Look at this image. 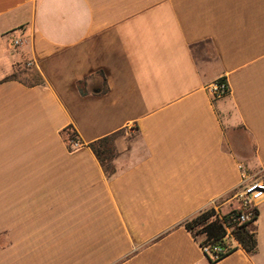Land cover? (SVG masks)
I'll list each match as a JSON object with an SVG mask.
<instances>
[{
  "label": "crops",
  "instance_id": "1",
  "mask_svg": "<svg viewBox=\"0 0 264 264\" xmlns=\"http://www.w3.org/2000/svg\"><path fill=\"white\" fill-rule=\"evenodd\" d=\"M25 63L42 84L1 81ZM119 130L107 177L87 144ZM239 165L264 172V0H0V264H211L182 223L236 206ZM252 225L213 264H264V200Z\"/></svg>",
  "mask_w": 264,
  "mask_h": 264
},
{
  "label": "trees",
  "instance_id": "2",
  "mask_svg": "<svg viewBox=\"0 0 264 264\" xmlns=\"http://www.w3.org/2000/svg\"><path fill=\"white\" fill-rule=\"evenodd\" d=\"M33 70V73L29 74L30 78L28 80L18 78L15 71L12 74L4 77L1 81L18 80L27 86L42 84L43 78L40 72L37 69ZM218 81L226 83L223 77L218 79ZM77 87L81 93H85L82 81L77 83ZM121 135H123V131L119 130L87 144L99 161L107 177H111L115 173L113 160L119 154L116 141ZM63 137L67 142L68 149L72 150L73 148L70 146L69 140L78 138L76 131L71 127H67L63 130ZM79 143L81 142L79 141ZM233 213L235 212L228 211L219 217L212 207H207L192 217L186 219L182 223L185 229L189 231L195 239L198 240V235L204 236V240H198L201 246L204 244L213 243L217 244L221 248V252L216 253L215 257L206 254V257L211 264L225 257L234 250V248L229 247L227 239L224 238L226 235L225 225L231 224V215ZM232 236L245 250V252L249 254L256 252L257 242L255 238V229L252 225V222L242 223L240 225L235 224L234 228L232 229Z\"/></svg>",
  "mask_w": 264,
  "mask_h": 264
},
{
  "label": "built area",
  "instance_id": "3",
  "mask_svg": "<svg viewBox=\"0 0 264 264\" xmlns=\"http://www.w3.org/2000/svg\"><path fill=\"white\" fill-rule=\"evenodd\" d=\"M19 43V40H13V44L15 46H17ZM207 90L209 91L210 95L221 97L227 93V83L219 81L211 83L207 87ZM69 144L72 148H76L81 143H79V139L76 138L74 140H69ZM239 169L241 171V180L231 194V200L236 202V206L230 209V211H234L235 213L231 215V224L225 225V239L232 236V229L234 228L235 224L240 225L242 223L253 222L257 216L258 205L264 200L263 177L261 175H257L253 178H249L241 165H239ZM212 204V207L217 205L216 201H213ZM213 209L219 217L223 215L220 214L214 207ZM202 249L205 254H209L212 257H215L216 253L221 252V248L217 244L213 243L204 244Z\"/></svg>",
  "mask_w": 264,
  "mask_h": 264
},
{
  "label": "rangeland",
  "instance_id": "4",
  "mask_svg": "<svg viewBox=\"0 0 264 264\" xmlns=\"http://www.w3.org/2000/svg\"><path fill=\"white\" fill-rule=\"evenodd\" d=\"M13 38H15V37H13ZM10 40H12V37L10 38ZM195 56H197V58L200 59L202 57V53L196 52V55ZM33 69H35V68L32 67L30 64H26V63L23 64V65L18 66L17 67V71H16L18 78L27 79L28 80L30 78L29 74L33 73V71H34ZM128 138H130V137H127L126 139H128ZM263 173L264 172H260V173H258V175L259 174L260 175L262 174L261 176L264 179V174ZM197 238L200 241L204 240V236L203 235H198Z\"/></svg>",
  "mask_w": 264,
  "mask_h": 264
}]
</instances>
